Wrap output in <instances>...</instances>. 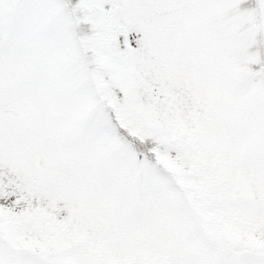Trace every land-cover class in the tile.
<instances>
[{
	"label": "snow or ice",
	"instance_id": "6c2138e0",
	"mask_svg": "<svg viewBox=\"0 0 264 264\" xmlns=\"http://www.w3.org/2000/svg\"><path fill=\"white\" fill-rule=\"evenodd\" d=\"M0 264H264V0H0Z\"/></svg>",
	"mask_w": 264,
	"mask_h": 264
}]
</instances>
